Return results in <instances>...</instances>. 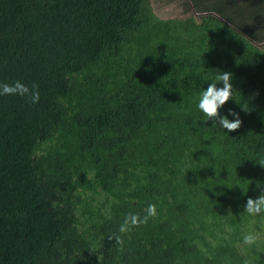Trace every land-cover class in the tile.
I'll return each mask as SVG.
<instances>
[{"label":"trees","instance_id":"obj_1","mask_svg":"<svg viewBox=\"0 0 264 264\" xmlns=\"http://www.w3.org/2000/svg\"><path fill=\"white\" fill-rule=\"evenodd\" d=\"M245 36L153 0H0V83L40 97L0 95V264H264V212H243L264 189V49ZM222 71L231 132L196 108Z\"/></svg>","mask_w":264,"mask_h":264},{"label":"clouds","instance_id":"obj_2","mask_svg":"<svg viewBox=\"0 0 264 264\" xmlns=\"http://www.w3.org/2000/svg\"><path fill=\"white\" fill-rule=\"evenodd\" d=\"M232 75L227 71H222L213 77L207 87H203L196 102V108L202 113L205 120L211 121V126L224 129L231 132L238 129L242 123L240 112L234 108H228L227 112L221 114L222 110L230 98L235 97L233 84L231 83ZM15 94L25 96L30 102L36 103L39 101V91L37 85H32L31 89L23 82L17 80L11 84L0 83V95ZM259 163V162H258ZM264 166V163H259ZM243 212L249 215L260 214L264 212V189L261 194L255 198L249 197L243 205ZM154 205L148 204L145 215L140 218L135 213H128L118 225L117 232L110 238H114L117 243L121 242V235L128 231L131 227L137 226L138 223H143L148 217L154 215ZM245 244H252L256 237L252 233H247L243 237Z\"/></svg>","mask_w":264,"mask_h":264},{"label":"crops","instance_id":"obj_3","mask_svg":"<svg viewBox=\"0 0 264 264\" xmlns=\"http://www.w3.org/2000/svg\"><path fill=\"white\" fill-rule=\"evenodd\" d=\"M162 9L199 22L214 20L226 31L249 35L264 49V0H163Z\"/></svg>","mask_w":264,"mask_h":264},{"label":"rangeland","instance_id":"obj_4","mask_svg":"<svg viewBox=\"0 0 264 264\" xmlns=\"http://www.w3.org/2000/svg\"><path fill=\"white\" fill-rule=\"evenodd\" d=\"M162 3L163 2H161V0H153V4H154V7H155V11L158 13V15L160 17H162V18L179 17V16L181 17L182 14H169V13H164L163 12V9H162ZM221 49H222V47H220V49H219L220 52H221Z\"/></svg>","mask_w":264,"mask_h":264}]
</instances>
